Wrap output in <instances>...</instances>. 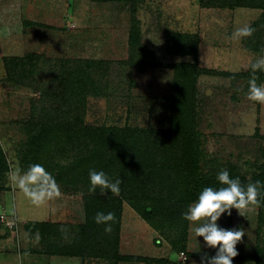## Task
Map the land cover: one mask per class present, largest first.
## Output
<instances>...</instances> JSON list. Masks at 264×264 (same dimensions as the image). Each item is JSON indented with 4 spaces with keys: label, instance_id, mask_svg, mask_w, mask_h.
<instances>
[{
    "label": "rangeland",
    "instance_id": "obj_1",
    "mask_svg": "<svg viewBox=\"0 0 264 264\" xmlns=\"http://www.w3.org/2000/svg\"><path fill=\"white\" fill-rule=\"evenodd\" d=\"M200 2L0 0V148L6 162L0 173V264H200L201 256L215 254L202 237L196 240L190 222L173 230L158 219L157 225L165 228L155 229L126 201L115 237L119 261L58 254L79 238L78 226L86 221V188L65 184L62 178L56 180L59 197L34 205L9 180L14 169L26 170L35 161L26 140L47 124L66 123L63 105L71 106L68 97L75 91L64 79L89 78L97 89L96 95L82 91L86 98L77 109L83 112L84 125L161 130L169 124L171 67L179 63L209 72L194 84L201 173L216 176L227 169L245 180L264 174V103L246 95L249 65L264 56L262 12ZM134 20L139 36L131 46ZM254 22L251 36L231 38L238 27ZM173 35L196 38V54L174 53L176 46L169 48L168 42ZM250 45L261 52L249 50ZM134 60L147 63V68L139 71ZM5 61L15 66L11 74ZM77 66L83 72L74 75L71 70ZM260 75L264 85V72ZM82 150L78 145L62 164L68 166ZM240 211L243 216L233 208L230 216L222 214L217 221L221 227L245 231L233 264H264V223L258 209ZM33 223L52 224L58 233L43 240L39 231L27 232Z\"/></svg>",
    "mask_w": 264,
    "mask_h": 264
},
{
    "label": "trees",
    "instance_id": "obj_2",
    "mask_svg": "<svg viewBox=\"0 0 264 264\" xmlns=\"http://www.w3.org/2000/svg\"><path fill=\"white\" fill-rule=\"evenodd\" d=\"M200 3L207 7L218 5L217 7L221 8L257 9L262 12L261 22H264V0H212V2L201 0ZM251 26L255 29L257 24L254 22ZM138 36L139 31L134 20L129 33L131 46L135 45ZM168 42L169 48L176 46L174 51L176 54H196L197 40L194 37L173 35ZM248 49L261 52L260 48L251 45ZM9 64L11 62L5 61L7 74L15 70V66ZM133 64L138 66L139 71L147 68V63L141 60H134ZM171 68L173 78L167 128L161 130L129 126L90 128L84 125L83 112L77 109L86 98V94L82 91L90 90L96 95L97 89L89 78L82 79L75 76L62 81V83L65 81L64 85L68 87L74 85L75 91L72 97H68L72 98L71 106L63 105L67 114L66 123L47 124L26 140L28 153L31 151L34 153V163L42 164L56 180L62 181L64 178L63 182L71 185L80 183L87 190L83 196L86 221L83 226H78L79 238L58 254L81 258L86 255L106 257L115 263L120 260L117 256L115 237H117L123 201H126L153 228H165L163 223L157 225L156 221L160 219L168 222L175 230L178 228L177 225L185 224L182 213L187 205L196 199L203 187L221 186L213 174L201 173L200 160L203 156L198 142L199 134L193 122L195 80L208 71L190 63H179ZM71 71L74 75L83 72L79 66ZM251 77L250 72L248 78ZM256 77L257 84L260 85L262 83V79L259 78L260 72L256 73ZM262 77L264 78V75ZM81 144L83 149L81 154L73 161L71 159L72 162L68 166L63 165L62 160L68 159L71 151L77 150L78 145ZM4 168H6L5 156L0 148V173ZM90 169L103 170L110 179L121 178L119 195L109 193V197H104L99 194L100 191L90 192L89 180L86 176ZM63 170L65 174L62 173ZM64 175L69 178L63 177ZM240 180L244 185L249 182H264V174L251 180L243 178ZM258 199L261 201L260 205L250 207L258 209L259 218L264 223V188L261 189ZM98 211L114 213L115 219L110 233L104 232V225L95 223L94 217ZM36 231H39L43 240L58 233L52 224L33 223L27 228L28 233Z\"/></svg>",
    "mask_w": 264,
    "mask_h": 264
},
{
    "label": "clouds",
    "instance_id": "obj_3",
    "mask_svg": "<svg viewBox=\"0 0 264 264\" xmlns=\"http://www.w3.org/2000/svg\"><path fill=\"white\" fill-rule=\"evenodd\" d=\"M251 25L238 27L232 34V39H241L253 34ZM252 77L248 81L247 98L250 101L264 103V85L257 84V72H264V56L250 63ZM9 180L14 189L21 191L34 205H42L48 200L61 195L60 186L55 176L46 170L40 163L31 164L26 170L17 167L9 174ZM89 191L95 192L97 187L100 194L110 192L119 195L122 183L121 178L114 181L103 170L90 169L88 173ZM216 181L220 187L205 186L197 194L196 199L190 202L182 213V218L192 225V232L202 237L205 247L215 249L214 255L204 254L200 264H233V258L238 255L236 244L245 235L241 228H224L217 221L223 215H231V209H247L250 206H259L260 191L264 182L241 183L239 176H231L227 169L216 174ZM114 213L98 211L95 214V223L104 225V232L112 231ZM195 264V262H193Z\"/></svg>",
    "mask_w": 264,
    "mask_h": 264
}]
</instances>
